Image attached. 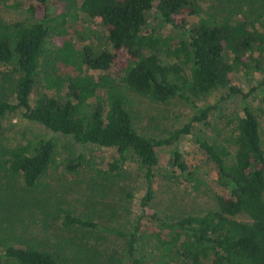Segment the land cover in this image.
<instances>
[{"label": "trees", "instance_id": "trees-1", "mask_svg": "<svg viewBox=\"0 0 264 264\" xmlns=\"http://www.w3.org/2000/svg\"><path fill=\"white\" fill-rule=\"evenodd\" d=\"M9 1L0 0V65L7 69L0 86L6 82L11 92L0 97V264H67L88 245L65 229L104 228L45 194L56 143L38 135L8 143L3 121L15 116L81 145L113 148L105 176L116 178L127 161L144 170L141 214L129 231L112 229L127 239L126 256L112 255L110 264H264V0H219L211 12L208 0H13L14 8L27 6L28 18L7 21L1 8ZM242 71L263 74L257 105L244 103L229 119L227 139H197L214 174L179 151L166 169L195 194L212 196V206L173 219L150 211L158 148L208 123L212 95L248 97L233 82ZM39 78L44 90L34 98ZM135 95L177 100L192 114L168 137L148 135L136 126ZM84 163L82 154L64 167L76 174ZM33 207L47 221L54 212L62 219L64 233L53 245L16 226Z\"/></svg>", "mask_w": 264, "mask_h": 264}, {"label": "rangeland", "instance_id": "rangeland-1", "mask_svg": "<svg viewBox=\"0 0 264 264\" xmlns=\"http://www.w3.org/2000/svg\"><path fill=\"white\" fill-rule=\"evenodd\" d=\"M12 3L13 0H10L9 6L4 5L1 8L2 16L7 21L28 18L27 6L14 8L11 6ZM204 7L206 11L211 12L221 5L219 0H208L204 3ZM53 45V35H51L46 46L50 48ZM0 70L7 69L0 65ZM262 77L263 74L256 72L237 73L233 82L245 93H250L248 97L234 95L221 99L218 94L212 95L210 101L215 108L211 112L208 123H196L191 133L182 134L173 145L158 148L159 164L154 179L155 195L149 205L150 211L157 212L165 219H173L188 212H200L212 206V196L197 195L192 192L183 178L174 179L167 176L166 169L169 167V161L174 151H179L190 165L199 168L207 177H211L214 172L211 165L204 160V153L197 141L198 136L227 139L232 132L229 119L241 112L244 103L253 107L257 105L263 88L260 85ZM43 90L39 78L33 97L36 98ZM10 95L8 84L5 82L4 87L0 86V97L10 98ZM133 103L137 128L142 133L157 137H168L171 132L183 128L192 114L189 107L177 100L161 103L135 95ZM260 122L264 138L263 116H260ZM3 126L8 143H16L36 135L52 138L56 143V164L49 171L47 180L50 189L45 194L64 209L75 210L83 216L95 217L104 227L101 231L98 229L93 232L86 229H72L70 233L65 229L67 235L74 237V240L82 241L84 247H87L85 245L89 247L85 249L88 252H84L86 255L81 253L82 257H76L67 264H110L112 255L124 258L127 252V239L116 235L112 229L129 231L132 223L141 214V199L146 191L142 167L136 162L127 161L116 178L110 176L111 174L105 176L108 161L114 154L113 148L81 145L70 136L49 130L41 124L20 116L6 117ZM82 154L86 164L84 163L76 174L69 173L64 167L65 160ZM56 214L54 212L47 221L41 209L33 207L26 211L23 218L17 219L16 226L21 230L27 227L28 231L25 234L38 235L45 244L53 245L58 241L57 235L64 233L62 219H55ZM145 242L148 243L146 238ZM141 247L148 248L147 245H143V242ZM72 250L70 247L67 252L72 254Z\"/></svg>", "mask_w": 264, "mask_h": 264}]
</instances>
